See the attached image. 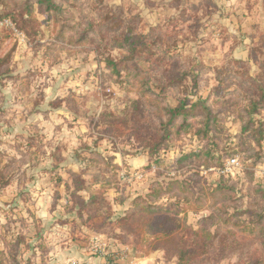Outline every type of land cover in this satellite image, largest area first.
<instances>
[{"label": "rangeland", "instance_id": "374dc122", "mask_svg": "<svg viewBox=\"0 0 264 264\" xmlns=\"http://www.w3.org/2000/svg\"><path fill=\"white\" fill-rule=\"evenodd\" d=\"M62 6L54 16L33 5V39L0 30V264L98 263L123 253L134 264H264V142L244 132L264 78V0ZM21 11L24 1L0 0V20ZM102 22L100 34L91 31ZM128 27L159 49L139 75L118 77L107 60L125 56L113 33ZM164 51L174 59L158 68ZM178 75L177 87H158ZM185 101L188 126L177 121L151 160L149 136ZM203 102L216 117L208 136L198 133ZM252 120L264 123V109ZM192 154L200 158L180 163ZM233 158L238 167L222 175ZM131 200L159 212L128 221Z\"/></svg>", "mask_w": 264, "mask_h": 264}, {"label": "trees", "instance_id": "16d2710c", "mask_svg": "<svg viewBox=\"0 0 264 264\" xmlns=\"http://www.w3.org/2000/svg\"><path fill=\"white\" fill-rule=\"evenodd\" d=\"M24 1V6L26 7L25 12H12L8 15H6V18L3 19H9L11 20L19 31L26 34L28 39H33L36 37L39 33V25L38 22L32 18V15L34 13L33 5H36L39 10L47 13V14H54V16H59L63 13V4L70 2L72 0H20ZM77 1V0H74ZM50 16L49 18H51ZM104 28V22L100 24L97 28V30H94V26L90 25L91 31H95L97 34L101 33V30L99 29ZM118 29L114 30L113 33V43L114 47L122 49L126 52L125 56L122 60L119 62H116L115 60L108 59L107 60V66L109 69L112 70L113 74L117 75L118 77H121L122 71H128V74L130 72H134L136 75L140 74V71H142L141 68V62L145 59H148L149 55L154 54L155 51H153L154 48L159 49V43L155 40L153 42H150V37L146 35H136L131 27H128V31L122 35H116L118 32ZM156 49V50H157ZM174 58H172L171 54L169 52H163L161 55L157 56L154 59V64L158 68H163L162 65L165 61H171ZM190 77H192V83L195 87L198 86V76L196 74H191ZM264 77V75H263ZM183 79H185L183 76H167L163 79L162 83L158 85L162 89V91H165L169 88H175L179 84L183 82ZM224 82V79H222V83ZM257 86V96L256 98H253L250 102V119L244 126V132L247 134H258L259 137H256L257 144L262 146L264 142V123H260V126L258 128L255 127V123L252 120V117L259 114L262 109H264V78L260 81L255 83ZM217 96L224 98L225 92L221 90V92H217ZM188 102L185 101L181 103L180 106L174 109H166L169 112V120L166 123H162L161 128V134L159 135H153L151 134L149 136V156L152 160L153 156L159 154L161 149L166 146L168 140L171 137L172 130L176 127L177 121L180 119L182 120V123L184 126H188L186 123L187 121L192 117L193 114H191L190 110H188ZM201 106L203 107V113L202 115H205V120L202 122L203 128L202 130L198 131L199 134L205 133L208 136V133L210 132V128L214 121L216 120V117L213 115L212 110L209 106H207V102L201 103ZM191 157H197L200 158L197 154H192L190 156H186L183 160L180 161L182 163L183 161L190 159ZM1 187L5 186L6 184H0ZM168 191V189H165ZM153 192H155V195H158L160 192H162V188L155 189ZM92 200L91 204L96 205H102L103 199L100 198L99 194H92ZM101 203V204H100ZM104 204V203H103ZM108 205V204H107ZM132 206L135 207L134 210H131L130 208L128 210V214L125 216V219L132 220L136 216L140 214H147L149 216L157 215L159 212V208L157 206H149L147 203L142 202L139 203L138 200L132 203ZM110 209V206H109ZM108 211V210H107ZM107 220H112L113 216L108 215L105 217ZM104 218V219H105ZM126 220V221H127ZM250 230V229H249ZM247 230H245L246 232Z\"/></svg>", "mask_w": 264, "mask_h": 264}, {"label": "built area", "instance_id": "2783aa9c", "mask_svg": "<svg viewBox=\"0 0 264 264\" xmlns=\"http://www.w3.org/2000/svg\"><path fill=\"white\" fill-rule=\"evenodd\" d=\"M0 30H6L9 31L12 36H15L20 39H24L25 36L18 30L16 25L9 19H3L0 20ZM239 163L238 160L233 158L231 160L227 161V164L224 166V169L221 170L222 175H227V174H233V171L235 170L236 167H238ZM157 167L153 166L151 169V172H156ZM136 180H140L144 178V174L142 173H135V175L132 177ZM132 179V180H134ZM131 180V181H132ZM95 244L99 243V240L96 238ZM98 247V245H96ZM72 264H134V262H130L129 258L123 253L122 255H114L111 254L108 258H105L102 262H86V263H79L75 262Z\"/></svg>", "mask_w": 264, "mask_h": 264}, {"label": "crops", "instance_id": "0c3cea01", "mask_svg": "<svg viewBox=\"0 0 264 264\" xmlns=\"http://www.w3.org/2000/svg\"><path fill=\"white\" fill-rule=\"evenodd\" d=\"M132 200L131 201H128V202H126L125 203V206L127 205V209H126V211L128 212V210L130 209V208H132ZM113 204V203H112ZM110 204L111 205V207H112V211H116L115 210V208L116 207H118V208H120V205H117V206H115V204ZM65 216V215H64ZM65 219H66V216H65ZM81 229L82 230H84L85 228L84 227H81ZM61 231V230H60ZM79 232V231H78ZM80 243H82V242H80ZM79 248H80V246H79ZM76 249H77V247H76ZM80 250H82V251H84L85 249H80ZM92 260V259H91Z\"/></svg>", "mask_w": 264, "mask_h": 264}]
</instances>
